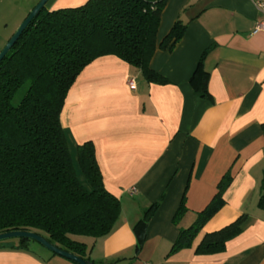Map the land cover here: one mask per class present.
<instances>
[{
	"label": "crops",
	"instance_id": "crops-1",
	"mask_svg": "<svg viewBox=\"0 0 264 264\" xmlns=\"http://www.w3.org/2000/svg\"><path fill=\"white\" fill-rule=\"evenodd\" d=\"M88 0H50L53 11ZM264 0H168L159 43L177 21L187 25L172 51L157 50L151 68L168 79L149 83L117 56L89 64L70 89L61 125L71 152L95 145L106 189L120 199L113 231L92 240L94 264H264V32L253 34ZM209 98L198 97L190 79L203 53ZM134 81V87L130 82ZM232 183L225 206L201 230L190 249L169 255L180 230L191 227L217 193L222 177ZM185 196L187 212L173 217ZM161 197L137 252L135 226ZM248 215L244 231L225 251L198 255L204 236ZM13 244V243H12ZM0 248V264H75L44 247Z\"/></svg>",
	"mask_w": 264,
	"mask_h": 264
},
{
	"label": "trees",
	"instance_id": "trees-1",
	"mask_svg": "<svg viewBox=\"0 0 264 264\" xmlns=\"http://www.w3.org/2000/svg\"><path fill=\"white\" fill-rule=\"evenodd\" d=\"M167 1L88 0L78 7L53 11L45 7L0 62V234L33 232L94 264L88 244L80 239L95 241L108 236L120 218L121 201L105 187L92 141L76 150L88 187L82 183L61 125V113L77 78L103 56H117L139 69L149 83H169L151 68V60L159 49L172 51L187 25L177 21L159 43ZM208 52L203 53L190 79L201 98L210 97L209 73L203 64ZM17 97L20 100L15 103ZM232 179L230 172L222 177L211 202L191 227L180 230L169 255L193 247L201 230L225 206L224 195ZM162 200L152 204L134 228L137 252ZM259 207L264 209V178ZM187 210L183 196L173 222L179 224ZM247 223L248 215L244 214L225 228L206 234L196 254L225 251ZM12 243L15 248L30 250L32 243L38 242L8 239L0 242V248Z\"/></svg>",
	"mask_w": 264,
	"mask_h": 264
},
{
	"label": "rangeland",
	"instance_id": "rangeland-1",
	"mask_svg": "<svg viewBox=\"0 0 264 264\" xmlns=\"http://www.w3.org/2000/svg\"><path fill=\"white\" fill-rule=\"evenodd\" d=\"M39 2L40 0H0V52ZM19 100L20 98L17 97L15 103ZM73 159L80 180L88 187L87 181L79 169L75 152H73ZM80 240L87 244L92 241L88 237H83ZM32 246H35L34 248L43 247L39 243H32Z\"/></svg>",
	"mask_w": 264,
	"mask_h": 264
},
{
	"label": "water",
	"instance_id": "water-1",
	"mask_svg": "<svg viewBox=\"0 0 264 264\" xmlns=\"http://www.w3.org/2000/svg\"><path fill=\"white\" fill-rule=\"evenodd\" d=\"M49 1L50 0H40V2L33 8V10L29 13L27 18L23 21V23L20 25V27L17 29L14 35L9 39L5 47L0 52V62L6 57L8 52L12 49L15 43L19 40L20 36L25 31V29L28 27V25L46 7ZM15 238H27V239L34 240L38 242L40 245H42L45 249L49 250L50 252L60 257L73 261L77 264H90V263L85 262L83 259L79 258L76 255H73L71 253H68L66 251L59 249L58 247L49 243L44 237L36 233L16 231V232L0 234V242L8 240V239H15Z\"/></svg>",
	"mask_w": 264,
	"mask_h": 264
},
{
	"label": "built area",
	"instance_id": "built-area-1",
	"mask_svg": "<svg viewBox=\"0 0 264 264\" xmlns=\"http://www.w3.org/2000/svg\"><path fill=\"white\" fill-rule=\"evenodd\" d=\"M257 9L259 12H261L263 17L256 23L254 30H253V34L264 32V2L263 1L257 2ZM129 84L131 87H134L135 85L134 81H131Z\"/></svg>",
	"mask_w": 264,
	"mask_h": 264
}]
</instances>
